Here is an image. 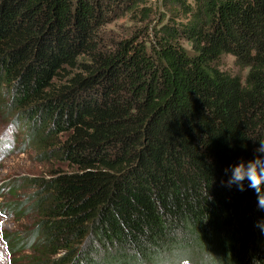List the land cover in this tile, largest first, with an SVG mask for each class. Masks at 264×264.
<instances>
[{"label":"trees","instance_id":"trees-1","mask_svg":"<svg viewBox=\"0 0 264 264\" xmlns=\"http://www.w3.org/2000/svg\"><path fill=\"white\" fill-rule=\"evenodd\" d=\"M0 121L63 166L24 180L12 264H264L221 184L264 142V0H0Z\"/></svg>","mask_w":264,"mask_h":264},{"label":"rangeland","instance_id":"rangeland-1","mask_svg":"<svg viewBox=\"0 0 264 264\" xmlns=\"http://www.w3.org/2000/svg\"><path fill=\"white\" fill-rule=\"evenodd\" d=\"M129 27V21L121 18L108 28L118 34ZM221 67L243 76L246 73L230 55L222 57ZM23 131L8 122L0 121V264H12L2 236L16 232L23 226L27 227L30 223L35 188L33 185L25 186L24 180L36 176L45 177L51 169L63 168L62 164L54 160L42 162L35 148L22 138ZM13 205H19L20 209H10Z\"/></svg>","mask_w":264,"mask_h":264},{"label":"clouds","instance_id":"clouds-1","mask_svg":"<svg viewBox=\"0 0 264 264\" xmlns=\"http://www.w3.org/2000/svg\"><path fill=\"white\" fill-rule=\"evenodd\" d=\"M256 155L250 160H241L236 164L229 165L225 169L228 174L227 181L222 180L221 184L231 188L235 186L237 191H245L247 188L254 190L257 197L258 209L264 211V142L259 141L255 149ZM264 234V220L255 225Z\"/></svg>","mask_w":264,"mask_h":264}]
</instances>
